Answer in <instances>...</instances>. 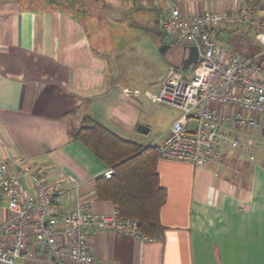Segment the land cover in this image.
Listing matches in <instances>:
<instances>
[{"label": "crops", "instance_id": "obj_1", "mask_svg": "<svg viewBox=\"0 0 264 264\" xmlns=\"http://www.w3.org/2000/svg\"><path fill=\"white\" fill-rule=\"evenodd\" d=\"M66 1L0 0V161L18 156L47 161L52 171L46 175L48 182L54 168L69 179L57 194L61 211L86 201L96 212L108 213L115 205L97 199L94 180L109 167L68 131L88 116L129 142L156 147L177 116L152 113L148 104L160 103L153 96L168 67L182 69L169 63L154 80L157 60L135 73L123 62L122 77L114 78L109 58L97 50L103 37L85 23V18L90 24L98 22L93 6L99 0H74L75 11L58 4ZM120 1L109 0V11L155 10L157 28L170 6L194 14L242 5L250 18L264 16V0ZM262 24L255 36L264 33ZM224 30L221 24L212 33L226 42ZM181 49L183 60L186 45ZM245 130L244 139L235 132L239 147L225 149L221 158L202 166L162 159L157 153L155 170L166 198L159 210L160 227L145 234L153 240L91 230V264H264V160L254 162L247 151L248 132L258 130ZM21 184L28 192L32 189L27 177ZM4 215L0 210V223ZM53 262L57 264L37 251L33 258L11 264Z\"/></svg>", "mask_w": 264, "mask_h": 264}, {"label": "built area", "instance_id": "obj_2", "mask_svg": "<svg viewBox=\"0 0 264 264\" xmlns=\"http://www.w3.org/2000/svg\"><path fill=\"white\" fill-rule=\"evenodd\" d=\"M249 11L241 5L184 14L170 6L161 19L168 40L195 45L198 59L189 79L170 65L153 96L181 110L156 145L160 158L202 166L221 158L225 149L239 147L240 137L230 129L264 130V69L258 55L241 57L212 33L217 25L248 22ZM255 37L264 45V33ZM247 151L253 158L254 147L247 146ZM49 166L47 161L21 156L0 161V210L5 214L0 223V262L31 259L43 251L55 260L91 264V230L153 240L138 229L136 219L122 216L116 206L108 213H98L90 203L79 201L74 208L61 211L57 194L69 179L54 168L53 181L48 182ZM112 174L107 168L100 176L110 178ZM24 177L30 179V192L21 184Z\"/></svg>", "mask_w": 264, "mask_h": 264}, {"label": "rangeland", "instance_id": "obj_3", "mask_svg": "<svg viewBox=\"0 0 264 264\" xmlns=\"http://www.w3.org/2000/svg\"><path fill=\"white\" fill-rule=\"evenodd\" d=\"M122 3L120 0H116ZM28 3V0H23ZM74 0H67L66 2H58L61 7H67L72 11L74 9ZM126 3L127 1L124 0ZM109 0H99L93 6V13L98 18V22H90L85 18V23L90 26V31L99 30L102 43L98 45L97 50L105 54L109 58L111 65V72L114 78H121L123 74V62L126 68L131 73L136 70L140 71L143 67L150 64V61L157 60L158 68L152 72L154 80L168 67L169 63H176L181 66L182 63V49L181 45L185 43L171 44L166 36L162 35V29L157 28L155 23V10L142 8L140 10H126L121 11L116 7L109 11ZM66 8V9H67ZM114 10V11H113ZM264 18V16H262ZM263 18L255 15L244 24H225L226 30L222 31V38L225 43L230 44L241 56H252L255 52L258 55V60L261 61V66L264 69V45L259 44L255 40V34L262 32L260 24L264 22ZM263 25V24H262ZM134 44L133 46L131 44ZM254 56V55H253ZM147 70V69H146ZM157 72V73H156ZM186 79L192 75L193 67L182 70ZM148 73V72H147ZM161 73V74H162ZM149 74V73H148ZM148 77H151L149 75ZM149 110L152 113L162 114V117L178 115L181 113L174 108L168 106L166 103H150ZM163 120V119H162ZM161 120V123H162ZM157 123V125H159ZM194 121L191 120L190 128ZM232 134L237 132L242 139L246 136L245 128H233ZM253 130V129H252ZM248 136L251 145L254 147V162L264 160V130L255 132L249 131ZM263 160L261 164H263ZM57 264H70L64 259H56ZM52 263V262H51ZM53 264H56L53 262Z\"/></svg>", "mask_w": 264, "mask_h": 264}, {"label": "trees", "instance_id": "obj_4", "mask_svg": "<svg viewBox=\"0 0 264 264\" xmlns=\"http://www.w3.org/2000/svg\"><path fill=\"white\" fill-rule=\"evenodd\" d=\"M68 132L113 170L110 178L94 180L97 199L111 201L122 216L136 219L143 234H154L160 227L159 210L166 198L155 170L156 147L129 142L88 116Z\"/></svg>", "mask_w": 264, "mask_h": 264}, {"label": "water", "instance_id": "obj_5", "mask_svg": "<svg viewBox=\"0 0 264 264\" xmlns=\"http://www.w3.org/2000/svg\"><path fill=\"white\" fill-rule=\"evenodd\" d=\"M198 59V49L195 45H186V55L183 57L181 69L186 70L196 63ZM142 125H138V128H142ZM53 259V258H52Z\"/></svg>", "mask_w": 264, "mask_h": 264}]
</instances>
